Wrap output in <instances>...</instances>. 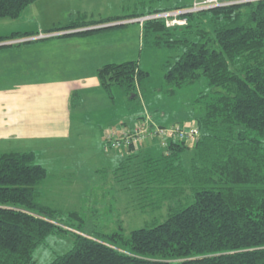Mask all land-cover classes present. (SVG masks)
Wrapping results in <instances>:
<instances>
[{"label": "trees", "instance_id": "16d2710c", "mask_svg": "<svg viewBox=\"0 0 264 264\" xmlns=\"http://www.w3.org/2000/svg\"><path fill=\"white\" fill-rule=\"evenodd\" d=\"M35 1L0 0V18H17ZM191 7L145 6L139 12L80 18L45 31L184 11L178 14L185 20L182 24L167 26L164 18L138 22L142 38L156 48L181 47L165 64L170 94L201 78L207 90L193 100L197 111L187 118L191 122L163 125L146 118L144 126L194 127L198 138L166 136L154 140L150 154L140 147L148 138L126 145L124 152L115 150L119 157L114 170L121 172L115 178L134 189L136 207L165 208L164 217L127 235L121 220L111 233L87 232L78 211L38 201L37 186L48 171L35 151L0 152V264H37V246L67 231L73 238L71 248L47 264H264V0ZM126 24L62 35L86 36ZM34 34L12 32L0 35V42ZM96 74L111 98L114 85L135 96L137 84L148 76L137 60L104 63ZM77 221V226L72 224Z\"/></svg>", "mask_w": 264, "mask_h": 264}, {"label": "rangeland", "instance_id": "374dc122", "mask_svg": "<svg viewBox=\"0 0 264 264\" xmlns=\"http://www.w3.org/2000/svg\"><path fill=\"white\" fill-rule=\"evenodd\" d=\"M42 3L44 8L51 10L49 12L52 14L51 20L56 21L57 24H65L69 18L73 21L80 16V19L85 13L88 18L94 19L99 18V13L125 15L133 11H142L145 6L158 7L175 3H192L191 10H198L220 5L221 0H42ZM23 11L19 17L11 19L13 21L19 19L15 23H10L12 27L35 18L28 15L27 9ZM3 19L10 18H0V21ZM176 20L179 24L183 22V19L176 18ZM125 21H128L127 24L120 26L119 32L114 34L119 36L116 40L119 46L115 54L110 49L96 51L97 53L92 55L89 49L86 56H77V46L74 45L75 49H73V45H60L66 41L64 39L71 36L47 44L38 43L39 40L35 39L37 42L34 40L32 43L12 44L8 48L14 49L16 53L37 55L41 52L45 53L46 50L54 51L61 53L60 61L51 65L50 62L42 59L31 62L27 60L24 68L20 67L18 72V68H13L15 71L10 72L9 68L3 71L4 67L0 66V84L4 85L6 82L8 87L14 86L13 92L17 93L14 101L20 100V103H28L35 107L45 103L50 104L54 100L52 84L61 83L67 87L70 83V88L74 90L93 79L96 81L97 66L103 62L137 60L140 67L148 72V76L137 84L135 96L127 93L120 85L111 88L112 98L101 88L104 96L101 101L97 97L94 99L93 92L91 95L86 94L87 99L82 103V107L78 106L71 110L73 122H79L81 118L84 122V130L73 133L70 139L29 141L22 148L12 149V151L34 150L38 155L37 161L46 167L47 177L37 186L38 201L63 211H78L85 219L82 228L97 235L117 230L118 220H121L122 232L127 235L131 229L151 224L154 220L163 218L166 213L165 208L141 211L136 207L134 189L129 188L127 181H119L115 178V175L119 176L121 172L117 173L114 170L115 159L110 157L118 152L103 151L99 133L103 135L109 129L131 128L139 124L144 126L147 124L146 118L163 125L177 122L184 125L183 122H191L187 121V118L192 117L197 111L193 100L200 92L207 90L206 82L201 78L170 94V86L164 80L165 64L181 52V47H153L143 40L138 22L127 19L123 24ZM85 43V41L80 43L84 49L89 42ZM21 46L26 47L22 50L24 52L17 50ZM14 63H22V61L17 60ZM0 64L5 62L1 61ZM23 69H27L26 75H23ZM41 69L43 70L40 71ZM73 98L75 103L77 98L75 96ZM158 139L162 141L159 136L149 137L144 145H151ZM157 148L160 150V147ZM125 150L126 148L123 147L119 151ZM78 223V221L72 222L76 226ZM72 242L70 231L48 236L34 252L36 263H49L56 254L69 250Z\"/></svg>", "mask_w": 264, "mask_h": 264}, {"label": "crops", "instance_id": "0c3cea01", "mask_svg": "<svg viewBox=\"0 0 264 264\" xmlns=\"http://www.w3.org/2000/svg\"><path fill=\"white\" fill-rule=\"evenodd\" d=\"M26 9L29 12L28 15L35 16V18L33 20H30V22L12 27V24L10 23L11 22L15 23L19 19L18 20L16 19L14 21L11 19H3L0 21V35H6L12 32L35 33L33 36L18 37L15 39L0 42V62L1 61L5 62V64H0V66L4 67L2 68L3 71H5V68L6 69L9 68L8 71L14 72L15 70H13V68H18L17 70L18 72L20 70V67L24 68V66L26 65L24 63L27 60L31 62L42 59L44 61L50 62L51 65H55L58 61H60L61 53L58 52H54V51L47 52L48 50H46L45 53L41 52L38 55L23 54V53H16L14 52V49L8 48V46L12 44L17 45L24 42L32 43L35 39L39 40L38 43L42 42L41 44L44 43L47 44L48 42L51 41L54 42V40L66 38L65 36H71L68 39H64L66 41H64L60 45L67 46L68 44V45L77 46L78 48L77 56L80 57L86 56L88 54L89 49L92 55L96 51L102 52L103 50L109 51L110 49H112L114 54L117 52L119 43L116 40L119 38V36H116L114 34L116 32H119V27L107 29L86 36L77 35V34H69V35H62V34L71 33L83 29H90L94 27L96 28V27H107V26H103L105 24H102V25H94V26L83 27L72 30H62V31H54V32L46 33L45 32L46 29L55 26L66 25L70 23L72 21L71 18H69V20H67V23L65 24H60V23L57 24L56 21L54 22L53 20H51L52 14H49L51 10L48 8H44L42 0H36L35 2L27 6L25 10ZM82 15H84L82 17L83 19L93 20V18H88L86 13ZM114 15H119V14L102 15L99 13V18H94V19H100L103 17L114 16ZM79 17H76V19H79ZM5 20H10V21H5ZM140 33H141V29H140ZM40 34H43L45 36L34 38L36 36H39ZM54 37L57 39H53ZM37 40L35 41L37 42ZM70 40H72V42ZM82 40L85 41L86 43L89 42V44L85 43L86 44L85 49L82 48L80 44L83 42ZM75 46L73 49H75ZM23 49H26V47L21 46L17 50L22 51ZM17 60L22 61V63L15 64L14 61ZM111 62H115V61L112 60ZM104 63H108V62H103V64ZM100 65H102V63L99 64L97 67H99ZM42 70L43 69H41L40 71ZM0 71H1V67H0ZM26 71L27 69L22 70L23 75H26L25 74ZM70 85L71 84L68 83L66 87L65 84L62 85L61 83L52 84L51 87L54 93L53 95L54 100L50 104L45 103L42 106L35 107L28 103H20L21 102L20 100L15 102L14 97L17 93L13 92L14 86L8 87L6 85V82L4 85L0 84V151L3 152L12 151L14 147L22 148L23 146H26L27 142L29 141L33 142L37 140L38 142H46L47 140L50 141H55L59 139L66 140V139H70L73 133L83 131L84 122H82L81 118L79 122L77 121L73 122V119L71 118L72 108L78 106L81 108L82 103H84L85 99H87L86 94L91 95V93L93 92V94H95L93 96L94 99H96L97 97V99L98 100L100 99V101L101 99H103L104 96L102 95V89L99 84V80L97 78L96 81H94L93 79L91 82L87 83L86 85H82V87L74 89L75 91L73 90V88L72 89L70 88L71 87ZM73 93H76V95H74L77 98L75 103L73 101V99L75 100V98H73ZM102 136L103 135L100 132L99 133L100 146L103 150ZM154 144H156V142H153L151 145L149 144L148 146H145L143 144L140 147L141 149H147V151L145 152L153 153L154 151H148V150H150ZM23 151H28V150H23ZM114 154L115 155L111 156L110 159L114 158L116 161L117 157H119V153H114Z\"/></svg>", "mask_w": 264, "mask_h": 264}, {"label": "built area", "instance_id": "2783aa9c", "mask_svg": "<svg viewBox=\"0 0 264 264\" xmlns=\"http://www.w3.org/2000/svg\"><path fill=\"white\" fill-rule=\"evenodd\" d=\"M181 12L184 11L160 12L152 15L135 18L132 19L131 21L132 22L140 21L141 23L142 20L148 18H164L166 25L168 26L173 24H179L176 23L177 22L176 18H178V14H180ZM168 19H170V22H168ZM184 22L185 20L183 19L182 23ZM43 36L45 35L43 34L39 35V37H43ZM171 135L177 136L181 139L196 140L198 138V130L194 127L188 130H180L178 127L161 128L158 126H155L153 129H151L150 127H146L140 124L137 126H133L131 128H121L116 130L109 129L103 133V149L104 151L120 150V148L123 147L126 148V145H129L131 143L138 144L141 141H143L145 138L159 136V138L164 139V137Z\"/></svg>", "mask_w": 264, "mask_h": 264}, {"label": "water", "instance_id": "95a60500", "mask_svg": "<svg viewBox=\"0 0 264 264\" xmlns=\"http://www.w3.org/2000/svg\"><path fill=\"white\" fill-rule=\"evenodd\" d=\"M124 21H120V22H111V23H105V25L103 26H112V25H115V24H120V23H123Z\"/></svg>", "mask_w": 264, "mask_h": 264}]
</instances>
